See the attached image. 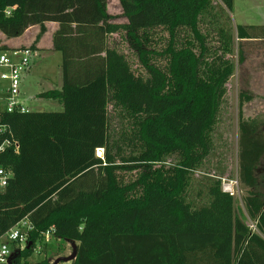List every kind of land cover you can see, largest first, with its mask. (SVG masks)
<instances>
[{"label": "trees", "instance_id": "obj_1", "mask_svg": "<svg viewBox=\"0 0 264 264\" xmlns=\"http://www.w3.org/2000/svg\"><path fill=\"white\" fill-rule=\"evenodd\" d=\"M214 1L220 10L233 9L234 0H119L127 22L115 24L107 0H0L5 40L35 26L43 35L47 23L59 24L54 47L63 55L64 76L61 91L40 95L61 103L63 111L3 117L20 152L0 158L13 173L0 193V240L24 220L35 227L23 251L12 245V264H31L50 229L53 239L77 244L71 264H264V179H258L264 138L257 121L244 117L255 98L249 88L238 98V179L256 231L236 213L222 179L209 184L207 206L197 209L187 199L192 174L213 148L234 71L229 34L220 31L219 51L203 31L206 19L215 20ZM11 7L16 9L7 15ZM158 28L170 34L164 68L140 50ZM236 33L242 43L264 42V27L239 26ZM122 34L139 47L147 77L111 46V37ZM3 43L0 38V52L10 51ZM110 106L132 120L130 136L122 138L131 154L121 147L113 154ZM175 153L178 164L167 167ZM140 167L137 182L126 185L119 176Z\"/></svg>", "mask_w": 264, "mask_h": 264}, {"label": "rangeland", "instance_id": "obj_2", "mask_svg": "<svg viewBox=\"0 0 264 264\" xmlns=\"http://www.w3.org/2000/svg\"><path fill=\"white\" fill-rule=\"evenodd\" d=\"M107 1L109 3L111 21L115 24H125L126 18L123 15L119 0ZM219 5L217 1L214 2L215 12L220 14V18L215 17L214 12L212 17L215 20L210 22V20L206 19L203 31L209 35V47L219 51L223 47L220 31L224 29L229 34L233 47V54L229 58L234 63V71L230 81L226 85L227 94L217 117V124L213 134V148L199 169L192 174L187 199L197 209L207 206L210 201L208 196L209 184L215 179H222L223 191L234 196L236 213L245 219L246 224H249L250 219L244 206L247 189L240 184L238 179L240 136L238 98L240 92L247 88L253 93L255 98L252 102L245 105L244 117L247 120L257 121L259 124V135L264 138V42H239L236 30L239 26L256 27L257 29L264 27V0H234L233 9L230 12H227L225 9H223L224 11L220 10ZM148 34L150 37L149 45H142L140 50L149 51L152 55L151 64L164 68L167 64V55L164 52L168 46L170 34L161 28L151 30ZM182 35H179L178 40H183ZM177 38L178 36H176ZM113 43H115L117 46L115 47L119 52L128 57L136 73H140L144 77L148 76L147 70L138 56L139 47L128 36L122 34L111 37V46ZM140 44H142V41ZM242 57L244 58L243 62H241ZM61 76L63 77L62 73ZM26 81L30 82L28 79ZM2 87L3 85L0 82V89ZM36 90V87L33 88V91ZM21 99L31 112H59L61 110L58 103L34 96L32 93L25 94ZM109 111L112 117L111 138L113 142H116L112 146L113 154L117 152V147H121L125 155L131 154L132 148L123 144L122 138L126 134L130 136V132L133 129L132 120L126 117L125 113L114 111L112 106H110ZM97 156L104 157V151L102 153L97 152ZM179 160L180 156L175 153L167 157L165 165L167 167H175ZM117 162L119 165L121 164L119 159H117ZM142 173H144V168L141 167L124 169V171H120L119 176L123 178L126 185H129L137 182ZM258 179L260 182L264 179V158L258 168ZM259 190L264 192V185ZM15 251L16 247L12 246V254ZM72 253L73 250L70 242L53 239L51 243L41 247L40 253L36 251V254L29 261L31 264H38L42 261L54 264L57 259L69 257Z\"/></svg>", "mask_w": 264, "mask_h": 264}, {"label": "built area", "instance_id": "obj_3", "mask_svg": "<svg viewBox=\"0 0 264 264\" xmlns=\"http://www.w3.org/2000/svg\"><path fill=\"white\" fill-rule=\"evenodd\" d=\"M215 2V1H214ZM11 7L6 10L7 15H11ZM33 50L30 47L19 48L7 52H0V82L3 87L0 89V158L7 154H18L20 144L15 138L11 128L4 123V115L8 114H28L31 111L21 101V87L24 75L32 67ZM13 173L0 165V193L7 189ZM256 223L250 220L248 227L256 231ZM35 227L22 221L10 230L6 236L0 240V264H12V245L16 244L19 251H23L29 244L30 234ZM54 229L44 233V244L48 245L53 240ZM38 246L37 251H41Z\"/></svg>", "mask_w": 264, "mask_h": 264}, {"label": "crops", "instance_id": "obj_4", "mask_svg": "<svg viewBox=\"0 0 264 264\" xmlns=\"http://www.w3.org/2000/svg\"><path fill=\"white\" fill-rule=\"evenodd\" d=\"M46 29L47 31L43 35L41 34L40 27L35 26L28 29L26 33L18 39L5 40L3 36L0 37L4 42L3 44L7 46L9 50L25 47H30L33 50L34 56L32 67L24 75L21 87V97L25 96V94L28 95V93H32L34 96L41 98V94L52 91H61L63 89L64 76H61V73L63 75V55L62 53L57 52L54 47V35L59 29V24L47 23ZM115 36L118 35H114L113 37ZM55 68L57 69L55 70ZM27 79L30 81L29 83L26 81ZM35 87L37 90L33 91V88ZM52 101L58 103L61 108L60 111H63V105L61 103L54 100ZM97 152H99V150Z\"/></svg>", "mask_w": 264, "mask_h": 264}, {"label": "water", "instance_id": "obj_5", "mask_svg": "<svg viewBox=\"0 0 264 264\" xmlns=\"http://www.w3.org/2000/svg\"><path fill=\"white\" fill-rule=\"evenodd\" d=\"M73 253L69 257H62L57 259V261L54 264H61V263H72L77 258V246L75 243H71Z\"/></svg>", "mask_w": 264, "mask_h": 264}, {"label": "bare ground", "instance_id": "obj_6", "mask_svg": "<svg viewBox=\"0 0 264 264\" xmlns=\"http://www.w3.org/2000/svg\"><path fill=\"white\" fill-rule=\"evenodd\" d=\"M99 153H102V150H99Z\"/></svg>", "mask_w": 264, "mask_h": 264}]
</instances>
